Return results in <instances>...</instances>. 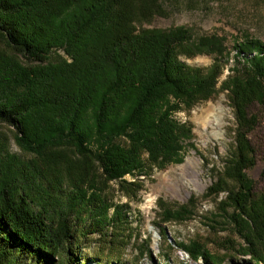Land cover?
<instances>
[{"label":"trees","instance_id":"obj_1","mask_svg":"<svg viewBox=\"0 0 264 264\" xmlns=\"http://www.w3.org/2000/svg\"><path fill=\"white\" fill-rule=\"evenodd\" d=\"M136 5L0 0V42L28 62L0 58V124L16 129L21 146L37 155L71 144L94 148L107 178L121 179L148 166L182 164L187 148H194V133L175 115L227 92L237 121L235 150L208 193H228L246 244L240 253L251 256L250 264H264V191H255L247 173L257 163L249 135L259 115L250 109L264 107V45L249 39L238 44L234 74L219 85L220 58L227 54L220 39L196 43L185 27L138 31L132 24ZM205 48L217 57L209 69L180 60ZM58 50L68 58H53ZM49 169L45 161L0 156V264H74L80 244L72 214L80 221L88 216L93 227L123 220L116 206L109 218L112 206L102 192L80 180H73L62 202L45 186ZM54 178L48 185L60 191ZM32 197L41 209L33 208ZM181 214L165 209L163 222ZM182 247L193 259L222 262L195 242Z\"/></svg>","mask_w":264,"mask_h":264},{"label":"rangeland","instance_id":"obj_2","mask_svg":"<svg viewBox=\"0 0 264 264\" xmlns=\"http://www.w3.org/2000/svg\"><path fill=\"white\" fill-rule=\"evenodd\" d=\"M138 4L133 26L139 30H169L185 27L196 43L203 37L220 39L227 48L223 58L219 85L234 74L238 44L254 40L264 45V0H130ZM205 48L193 57L180 55L187 65L209 69L216 54ZM68 56L62 50L57 55ZM0 58H11L28 64L21 56L0 42ZM250 111L259 115V125L249 135L256 150L257 163L248 170L255 191H264V107L255 104ZM175 118L192 127L194 148H187L182 164L165 170L148 166L145 173L129 174L121 179H109L104 174L94 148L80 149L64 145L38 154L21 146L16 129L0 124V156H15L24 162L45 161L50 167L45 186L66 202L73 180L93 184L102 192L112 208L120 207L123 220L117 223L91 226L85 216L78 220L72 214L80 249L74 264H214L193 259L183 251V245L195 242L211 255L222 258L220 264H250L251 256L240 253L246 245L234 222V202L228 193L211 195L209 188L216 183L225 163L235 150L237 121L227 92L211 100L197 102ZM123 143V139L120 140ZM145 158L147 156L145 155ZM189 161L191 167L183 166ZM47 171V170H46ZM198 171V172H197ZM62 183L60 191L48 182ZM198 181L196 183L195 181ZM233 183L228 188H233ZM54 194V196H55ZM34 196V195H33ZM35 210L41 209L31 198ZM182 212L181 217L163 222L164 210Z\"/></svg>","mask_w":264,"mask_h":264},{"label":"bare ground","instance_id":"obj_3","mask_svg":"<svg viewBox=\"0 0 264 264\" xmlns=\"http://www.w3.org/2000/svg\"><path fill=\"white\" fill-rule=\"evenodd\" d=\"M185 169H189L191 167V163L189 161H187V163L183 166ZM198 172V171H197ZM196 183H198V181H195Z\"/></svg>","mask_w":264,"mask_h":264}]
</instances>
